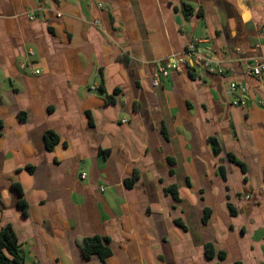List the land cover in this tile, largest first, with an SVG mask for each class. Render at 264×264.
I'll use <instances>...</instances> for the list:
<instances>
[{"label": "crops", "instance_id": "0c3cea01", "mask_svg": "<svg viewBox=\"0 0 264 264\" xmlns=\"http://www.w3.org/2000/svg\"><path fill=\"white\" fill-rule=\"evenodd\" d=\"M194 38L225 75L191 66ZM256 63L264 0H0V229L23 264H264ZM95 236L107 257L83 254Z\"/></svg>", "mask_w": 264, "mask_h": 264}, {"label": "trees", "instance_id": "16d2710c", "mask_svg": "<svg viewBox=\"0 0 264 264\" xmlns=\"http://www.w3.org/2000/svg\"><path fill=\"white\" fill-rule=\"evenodd\" d=\"M116 93V91H115ZM114 93V94H115ZM106 100L108 103H114V97L113 96H106ZM23 114L20 115V120H24L22 117ZM45 141L46 146L49 150L53 149L54 146L59 142L58 136L53 131H47L45 134ZM209 141L213 144L214 150L217 154L221 153V144L220 142L214 138L210 137ZM230 160L236 163L241 167V170L245 173L246 172V165L237 159L234 155H229ZM28 170L30 172H33L31 167H28ZM221 171L223 174V177L225 176V169L223 166H221ZM130 182L132 180H127V185H130ZM13 187L16 189L17 193L19 194L18 199V208L21 210L23 215H27L28 210V204L26 200L23 198V191L19 184H14ZM169 192L177 199V194L175 191V188L171 187L168 189ZM229 210L231 214H236V211L232 207L231 204H229ZM209 211L205 213L203 221L206 222L209 218ZM176 223L183 226L182 223L179 220H176ZM80 246L83 251V254L86 257H90V255L97 253L102 258L107 257L110 252L102 243V240L100 237H92V238H86L83 240H80ZM212 246H207V254L209 256L214 255V250L212 249ZM221 259L224 258V253L219 254ZM24 258L21 252V244L19 242V237L17 234V231L13 224H7L3 228L0 229V264H23Z\"/></svg>", "mask_w": 264, "mask_h": 264}, {"label": "built area", "instance_id": "2783aa9c", "mask_svg": "<svg viewBox=\"0 0 264 264\" xmlns=\"http://www.w3.org/2000/svg\"><path fill=\"white\" fill-rule=\"evenodd\" d=\"M34 19V16L31 17ZM204 39L194 38L187 46L185 51L186 57L191 61V66L199 68L203 72H215L220 75L226 74V69L221 65L220 61L214 60V58L205 51L204 47ZM179 68L178 64H171L168 68L160 67L156 74V79L154 81L155 85L159 84V80L161 79L160 75H167L168 70ZM264 70V64L256 63L254 65H248L247 73L251 76H254L258 79L262 78ZM40 71L37 70L36 73ZM230 89L234 92H238L239 94L245 96L249 92L248 86L238 83L231 82Z\"/></svg>", "mask_w": 264, "mask_h": 264}]
</instances>
